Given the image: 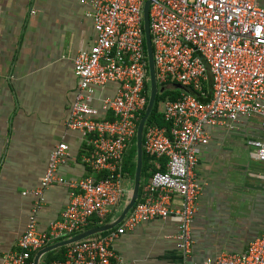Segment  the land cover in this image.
I'll list each match as a JSON object with an SVG mask.
<instances>
[{
  "label": "built area",
  "instance_id": "built-area-1",
  "mask_svg": "<svg viewBox=\"0 0 264 264\" xmlns=\"http://www.w3.org/2000/svg\"><path fill=\"white\" fill-rule=\"evenodd\" d=\"M147 1L82 0L91 10L95 36L89 50L73 60L76 95L65 125L85 142L81 159L90 175L68 184V205L40 231L36 215L43 192L64 184L57 172L69 158L68 146L57 144L38 187L28 192L36 202L24 230L1 264H31L37 251L79 234L93 222L105 224L111 211L128 201L124 161L135 144L150 91L143 29ZM263 3L151 2L148 21L156 86L159 90L172 84L177 96L159 103L163 126L145 123L142 152L148 160V180L118 227L66 246L63 258L51 264H115L112 244L120 236L141 224L168 219L178 225L175 240L183 264H264V230L240 253H221L199 263L190 260L192 222L201 192L196 169L209 142L207 128L257 118L264 136ZM109 85L115 86L113 96L95 98L97 90ZM179 87L190 88L194 95ZM246 143L252 157L264 163V140Z\"/></svg>",
  "mask_w": 264,
  "mask_h": 264
},
{
  "label": "crops",
  "instance_id": "crops-1",
  "mask_svg": "<svg viewBox=\"0 0 264 264\" xmlns=\"http://www.w3.org/2000/svg\"><path fill=\"white\" fill-rule=\"evenodd\" d=\"M90 12L82 0H0V264L15 249L36 202L28 192L38 187L57 144L68 146L69 158L57 172L64 184L43 192L36 215L40 231L68 205V184L90 175L81 159L85 142L65 125L76 95L73 60L94 41ZM114 91L115 86L109 85L97 90L95 98L111 97ZM93 104L97 105L95 100ZM259 124L253 118L206 130L209 142L196 169L201 192L192 222L191 262L240 253L264 230V163L252 157L246 143L264 140ZM133 147L124 161L128 201L136 168V148L134 168L127 164ZM148 170L143 155L136 202ZM173 204L178 205L179 199L174 198ZM125 205L113 209L105 224L117 220ZM177 233L178 225L170 219L141 224L112 244L115 264H183Z\"/></svg>",
  "mask_w": 264,
  "mask_h": 264
},
{
  "label": "water",
  "instance_id": "water-1",
  "mask_svg": "<svg viewBox=\"0 0 264 264\" xmlns=\"http://www.w3.org/2000/svg\"><path fill=\"white\" fill-rule=\"evenodd\" d=\"M152 1L153 0L147 1L144 5V8H143V29H144L145 48H146V55H147V62H148L150 91H149L148 103H147V106L145 108L144 114L138 123L136 136H135L136 168H135V174H134L133 190H132L131 196L129 198V201L125 205V207L123 208V210L120 213L117 220H115L114 222L86 229V230L80 232L79 234H77V235H75V236H73L67 240H63V241L57 242L55 244L46 246L45 248H42L41 250L37 251L34 254V257L32 259L31 264H40L41 258L44 255L48 254L49 252H52V251L60 249V248H64L68 245L79 242V241L86 239L88 237L95 236V235L107 232L109 230H112L114 227H116L124 219L126 214L129 212V210L132 209V207L134 206V204L137 200L139 186H140V180H141L142 157H143L142 136H143L145 123H146L150 113L152 112L157 94L162 93L165 90L174 89V86L172 84L168 85L165 88H160L159 90L157 89V86H156L155 75H154V64H153V57H152V49H151L150 35H149V21H148V8H149V5L151 4ZM179 89L188 93V94L194 95L193 90H191L190 88L179 87Z\"/></svg>",
  "mask_w": 264,
  "mask_h": 264
},
{
  "label": "trees",
  "instance_id": "trees-1",
  "mask_svg": "<svg viewBox=\"0 0 264 264\" xmlns=\"http://www.w3.org/2000/svg\"><path fill=\"white\" fill-rule=\"evenodd\" d=\"M176 96H177V93L176 92H172V91H165V92H162L160 94H157L156 100H155V103H154V106H153V109H152V112L150 113V115H149V117H148V119L146 121V124L148 125L150 123H155V124H157L159 126H163L164 122L162 120V115L158 112L159 103L163 102L167 98L173 100V99L176 98ZM143 114H142V116H143ZM134 157H135V147H133V149H132V156L127 159L128 160L127 164H130V166H128L126 164V166L131 167V169L134 168V163H131V160ZM106 222H108V220ZM97 226H99V223L93 222V223L89 224L87 229L93 228V227H97ZM105 233H102L100 235H103ZM64 252H65V248H60L56 252L53 251V252L49 253L42 260L41 264H51V262L54 261V260H61L63 258Z\"/></svg>",
  "mask_w": 264,
  "mask_h": 264
},
{
  "label": "rangeland",
  "instance_id": "rangeland-1",
  "mask_svg": "<svg viewBox=\"0 0 264 264\" xmlns=\"http://www.w3.org/2000/svg\"><path fill=\"white\" fill-rule=\"evenodd\" d=\"M177 88H174L173 91H176ZM162 106V105H161ZM161 106H158V110L160 111L161 110ZM145 177L144 175L142 176V178ZM128 184V180H125L124 181V185L126 186Z\"/></svg>",
  "mask_w": 264,
  "mask_h": 264
}]
</instances>
